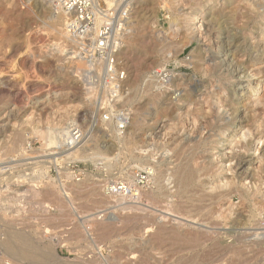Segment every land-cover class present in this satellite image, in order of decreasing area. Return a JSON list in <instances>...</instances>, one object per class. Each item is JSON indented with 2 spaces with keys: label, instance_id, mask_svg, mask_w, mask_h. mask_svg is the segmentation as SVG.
<instances>
[{
  "label": "rangeland",
  "instance_id": "374dc122",
  "mask_svg": "<svg viewBox=\"0 0 264 264\" xmlns=\"http://www.w3.org/2000/svg\"><path fill=\"white\" fill-rule=\"evenodd\" d=\"M207 2L129 0L108 72L70 56L64 15L45 0H0V85L26 93H0V163H24L0 169V183L38 191L27 190L31 216L18 230L32 247L53 246L69 264H105L99 252L106 264H264V107L245 110L241 82L250 70L264 81V0H214L194 31ZM163 69L177 73L171 82ZM73 128L71 143L61 131ZM242 129L243 148L224 144ZM256 137L257 150L243 144ZM115 183L126 202L108 198ZM101 220L108 236L95 250ZM28 254L18 264H38Z\"/></svg>",
  "mask_w": 264,
  "mask_h": 264
},
{
  "label": "built area",
  "instance_id": "2783aa9c",
  "mask_svg": "<svg viewBox=\"0 0 264 264\" xmlns=\"http://www.w3.org/2000/svg\"><path fill=\"white\" fill-rule=\"evenodd\" d=\"M52 8L59 10L65 18V32L67 50L74 59L87 62L91 67L103 65L108 72H111L118 51L128 33V10L129 0H45ZM165 83L171 82L170 77L177 73L162 70ZM161 75V71L156 72ZM69 141L77 138L78 130L71 129ZM29 168H35V163H27ZM24 163L17 162L0 163L1 172L23 171ZM17 169V170H15ZM18 178V177H17ZM17 178L4 180L0 183V233L13 230L23 231L24 221L31 213V199L26 194L28 189L19 185ZM110 191L116 194L122 191L123 187L116 183L111 186ZM8 216V217H6ZM18 216L16 223L11 217ZM11 218V219H9ZM1 256V247H0ZM104 263H107L109 254L99 256Z\"/></svg>",
  "mask_w": 264,
  "mask_h": 264
},
{
  "label": "bare ground",
  "instance_id": "6f19581e",
  "mask_svg": "<svg viewBox=\"0 0 264 264\" xmlns=\"http://www.w3.org/2000/svg\"><path fill=\"white\" fill-rule=\"evenodd\" d=\"M208 2H207V4H204L203 3V5H201V6H203L200 10H198L195 14H194V16H195V20H194V22L192 23L193 24V29H194V31H198L199 29H201L200 28V26H201V24H203V22H205L206 20H207V11L210 9L211 10V7H212V4L214 3V0H207ZM200 8V7H199ZM57 11H59V10H57ZM60 12V11H59ZM60 14V13H59ZM62 14V13H61ZM37 17V16H36ZM60 17V16H59ZM58 17V18H59ZM260 19V25H264V14L261 16V18H259ZM57 21H59V20H57ZM170 22H171V20H169ZM169 21H168V23H169ZM60 22V21H59ZM156 22V21H155ZM170 24V23H169ZM56 24H54V26H55ZM58 25H59V23H58ZM56 27H57V25H56ZM202 27V26H201ZM52 28V27H51ZM260 28V27H259ZM53 29V28H52ZM55 30H57L56 28L54 29V31ZM53 31V32H54ZM59 33H61L62 31H61V28L59 29ZM64 32V31H63ZM56 35H57V33H56ZM64 35V36H63ZM57 36H59V35H57ZM61 36H63V38L62 39H66V33L64 32V34H62ZM60 37V36H59ZM61 38V37H60ZM261 40H263L264 41V37H263V39H261ZM264 44V43H263ZM264 52V51H263ZM262 58V57H261ZM263 59H261V61H262ZM261 66V65H260ZM253 69V68H252ZM256 69H257V67H256ZM114 70V69H113ZM258 70V69H257ZM256 71V70H255ZM260 72V71H259ZM114 74H115V72H113ZM112 73V74H113ZM258 72H256V73H253L251 70H250V73H248V74H246V75H244V76H242V80H241V82H243L244 83V85H243V88H244V90L246 91V99L248 100L247 101V103L244 105L245 106V110H248L247 108H250V107H252V108H254L253 107V105H255L256 106V108H259V107H264V81L259 77V75L258 74H260V73H258ZM261 76V75H260ZM244 77H247V78H244ZM0 79H2V78H0ZM7 79V78H6ZM3 80V79H2ZM28 80V79H27ZM33 80V79H32ZM214 80V79H213ZM254 80H257V82L255 81L254 82ZM7 81H9V80H7ZM11 81V80H10ZM23 81H25V80H23ZM30 81V80H29ZM36 81V80H35ZM12 82H14V81H12ZM16 82H19V81H16ZM37 82V81H36ZM254 82V83H253ZM10 83V82H9ZM15 83V82H14ZM33 83H34V81H33ZM32 83V84H33ZM45 83V82H44ZM4 84H6V83H4ZM12 84V83H11ZM10 84V85H11ZM51 84V83H50ZM9 85V84H8ZM28 85V84H27ZM12 86H16V85H12ZM48 86V85H47ZM10 87V86H9ZM47 88H49V87H47ZM25 89V88H24ZM24 89H22V90H24ZM15 90V92H13ZM21 90V87H16V88H13V90L12 89H9L8 87H7V85H0V93H5V95H6V93H8L7 95L9 96V94L11 93V92H13V94H11V97H13V98H16V97H21V94H22V92H24L25 93V91H22ZM36 90H39V88H37ZM43 90V89H42ZM31 92V91H30ZM36 92V91H35ZM34 92V93H35ZM61 92L62 91H59V94H61ZM26 94V93H25ZM45 94H46V92H45ZM62 94H64V93H62ZM2 95H4V94H2ZM213 95V94H212ZM49 96V95H48ZM176 96V95H175ZM5 97V96H4ZM10 97V96H9ZM54 97V96H53ZM208 98V97H207ZM44 99V98H43ZM36 100V99H35ZM45 100V99H44ZM60 100V99H59ZM209 100V99H208ZM37 101V100H36ZM42 101V100H41ZM50 102V101H49ZM259 105V106H258ZM208 106V105H207ZM243 106V107H244ZM210 107V106H209ZM169 108V107H168ZM244 109V108H243ZM264 109V108H263ZM209 110V109H208ZM218 110H220V109H218ZM256 110V109H255ZM211 111V110H210ZM222 111V110H221ZM244 111V110H243ZM250 111H252V110H250ZM1 112V111H0ZM249 112V111H248ZM260 112V111H259ZM259 112H257V113H259ZM244 113V112H243ZM254 113H256V112H254ZM256 113V114H257ZM1 114V113H0ZM246 114V113H245ZM262 114V113H261ZM180 116V115H179ZM226 116V115H225ZM169 117V116H168ZM1 119H2V117H1ZM137 123V122H136ZM223 123V122H222ZM222 123H220V124H222ZM171 124V123H170ZM2 126V125H1ZM7 126V125H6ZM172 127H173V125H172ZM241 127V126H240ZM14 128L15 127H13V131H14ZM12 129V128H11ZM163 129V128H162ZM172 129H174V128H172ZM194 129V128H193ZM240 130V129H239ZM238 130V131H239ZM243 130V129H242ZM3 131V130H2ZM66 131H69V130H65V129H63L61 132L62 133H65L67 136L66 137H69L68 135V132H66ZM257 131V130H256ZM193 132V131H192ZM220 132V131H219ZM247 132H248V129L245 131V129L243 130V131H241V132H235V134H234V137L232 138V139H229V134L227 135V137L225 138V141H228V143H224L223 141H224V136H223V133L221 132L220 133V140H219V142H221L222 144L224 143L226 146H234L235 145V147L236 146H241V143L243 142V139L246 137V135L248 136V135H250V134H247ZM231 133V132H230ZM249 133H251V132H249ZM256 133V132H255ZM254 133V134H255ZM65 134H63V135H60V136H64ZM71 134V133H70ZM180 134V133H179ZM189 134V133H188ZM208 134V133H207ZM217 134V133H216ZM233 134V133H232ZM263 134V133H262ZM210 135V134H209ZM208 135V136H209ZM262 136V135H261ZM260 136V137H261ZM16 137H18V136H16ZM16 137H14V138H16ZM210 137V136H209ZM209 137H207V138H209ZM254 137V136H253ZM260 137H256V138H258L257 139V141H253V139L250 141V140H248V143H245L246 141V139L244 140L245 142L243 143V144H248L247 146H250V147H253V149L254 150H257V145L259 144V143H261L262 142V140H261V138ZM264 137V136H263ZM13 138V139H14ZM53 138V139H52ZM56 138H58V137H51V142H52V140H56ZM64 138V137H63ZM184 138V137H183ZM182 138V139H183ZM249 138V137H248ZM251 138V137H250ZM64 139H66V138H64ZM68 139V138H67ZM181 139V140H182ZM206 139V138H205ZM215 139V138H214ZM217 139H219V138H217ZM16 140H18V142H19V138L18 139H15V140H13V142L14 141H16ZM70 140V139H69ZM212 140V139H211ZM73 140H71V143H73L72 142ZM74 141H75V139H74ZM12 142V141H11ZM13 142H12V144H13ZM211 142V141H210ZM263 142H264V140H263ZM58 143H59V141H58ZM218 143V142H217ZM221 143H219V146L221 145ZM11 144V145H12ZM17 144V143H16ZM20 144V143H19ZM18 144V145H19ZM191 144V143H190ZM216 145V144H215ZM260 145V144H259ZM261 145H263V144H261ZM219 146H217V148L219 147ZM225 146V147H226ZM246 146V147H247ZM264 146V145H263ZM13 147H16L15 145L14 146H12V148ZM213 147H216V146H213ZM234 147V148H235ZM242 147V146H241ZM249 147V148H250ZM16 148H18V147H16ZM233 148V147H232ZM243 148V147H242ZM230 149H231V147H230ZM229 149V150H230ZM202 150V149H201ZM234 150V149H233ZM236 150V149H235ZM258 150H260V149H258ZM74 152H77V151H74ZM74 152L72 151V152H68V153H66V157L67 156H70V157H72L71 155L72 154H74ZM141 152H143V151H141ZM140 152V153H141ZM146 152V151H145ZM226 152V151H225ZM231 152H233V151H231ZM231 152H230V154H231ZM235 152V151H234ZM253 152V151H252ZM256 152H258V151H256ZM261 152V151H260ZM139 153V154H140ZM202 153V152H201ZM211 153V152H210ZM76 154V153H75ZM203 154H204V152H203ZM233 154V153H232ZM231 154V155H232ZM251 154V153H250ZM235 155V154H234ZM249 155V154H248ZM258 155H259V153H252L251 154V159H253L254 157L256 158V157H258ZM199 156H201V155H199ZM229 157V156H228ZM227 157V158H228ZM202 159V158H201ZM229 159V158H228ZM245 159V158H244ZM260 161V160H259ZM240 162V161H239ZM262 162V161H261ZM260 162V163H261ZM186 163V162H185ZM228 163V162H227ZM249 163V162H248ZM182 164V163H181ZM242 164V163H241ZM247 164V163H246ZM240 165V164H239ZM179 166V165H178ZM183 167V166H182ZM185 167V166H184ZM192 167V166H191ZM190 168V167H189ZM223 168V167H222ZM181 170V172H182V168H180ZM185 171V170H184ZM187 171H189V170H187ZM221 171H223V172H225L224 170H221ZM244 171V170H243ZM247 171V170H246ZM255 171V170H254ZM253 171V172H254ZM175 172H179V170L178 171H175ZM192 173H193V171H191ZM190 172V174L189 175H191L192 173ZM185 174L187 173V172H184ZM182 174V173H181ZM179 175V174H178ZM177 175V177H179L180 178V176H178ZM188 174H186V176H187ZM251 175V174H250ZM192 176V175H191ZM191 176H189V177H187V179L188 178H192ZM230 176V175H229ZM183 178V177H182ZM176 179V178H175ZM178 179V178H177ZM186 179V178H185ZM189 180V182L191 181V179H188ZM188 180H186V181H188ZM226 180V179H225ZM181 181H182V179H181ZM180 181V182H181ZM194 181V180H193ZM225 182V181H224ZM227 182V181H226ZM229 182V181H228ZM247 183V182H246ZM77 184V183H76ZM179 184H181V183H179ZM186 184V183H185ZM188 184V183H187ZM249 184V183H248ZM74 186V185H73ZM182 186V185H181ZM186 186V185H185ZM188 186V185H187ZM76 187V186H75ZM245 187V186H244ZM28 190H30L29 188H27ZM125 189H126V187H125ZM128 189V188H127ZM110 190V189H109ZM55 191V190H54ZM53 191V192H54ZM107 192H106V194H108V198H115V199H113L114 200V202L117 204V203H119L118 201H122V200H124V197L122 196V195H116V194H112L111 193V191H110V193H109V191L108 190H106ZM124 191V190H123ZM126 191V190H125ZM30 192V195L31 196H33V195H37L36 193L38 192L37 190H33V188H32V190H30L29 191ZM263 192V191H262ZM104 194V193H103ZM142 194V193H141ZM118 196H120V198H121V196L123 197V199L122 200H118ZM126 196V195H125ZM143 196V195H142ZM147 196V195H146ZM150 196V195H149ZM257 196V195H256ZM259 196V195H258ZM131 197V196H130ZM139 197V196H138ZM108 198H107V200H108ZM128 198V197H127ZM126 199V198H125ZM118 200V201H117ZM111 201V200H110ZM129 201V200H128ZM138 201V200H137ZM113 202V201H112ZM123 202V201H122ZM122 202H121V205H123L122 204ZM124 202H126V201H124ZM123 202V203H124ZM128 203H130V202H128ZM114 204V203H113ZM120 204V203H119ZM119 204H118V206H119ZM125 205V204H124ZM124 205H123V207H124ZM131 205V204H130ZM135 206L134 207H136V205H137V203H135L134 204ZM62 206H64L63 204H60V206L59 207H61L62 208ZM127 206H129V205H127ZM127 206H125V207H127ZM138 206V205H137ZM124 207V208H125ZM131 207H133V206H131ZM122 208V207H121ZM137 208L138 207H136V210H137ZM135 209V208H134ZM138 210H139V208H138ZM139 211H142L141 209L139 210ZM135 212H137V211H135ZM8 217V216H7ZM114 217V216H113ZM12 218V217H11ZM11 218H9V219H11ZM139 218V217H138ZM13 219H15V217L13 218ZM102 219V218H101ZM103 220H105V219H103ZM103 220H101V222H99L98 223V228H97V231L94 233V234H92V236H93V238H90V244L92 245L91 247L92 248H94L95 250L97 249V244L99 243V240L101 239V241H102V239H104V241H105V238L108 236V233H106L105 231L106 230H104L105 229V227L107 226V222L106 221H103ZM108 220V219H107ZM158 220V219H157ZM15 221V220H14ZM11 222V221H10ZM110 222V221H109ZM177 222V221H176ZM181 222V221H180ZM180 225V224H179ZM178 225V226H179ZM83 227V226H82ZM85 227V226H84ZM104 230V231H103ZM16 230H11V231H9V233H7V232H5L4 234L2 233L1 235H0V247H1V256H0V263L1 264H5L7 261H9V260H11V263H13V264H18V263H20L21 262V260H20V256L22 255V256H26V254H28V253H31V255L33 254V255H35L36 257H33L34 259H33V263H38V264H69L70 263V261H68V260H63V259H60L59 257H58V255H57V253L55 252V248L53 247V246H47V245H45L44 247L42 246V247H40V248H35V247H32V245H31V241L28 239V237H27V235H24L23 233H21V232H18V231H16ZM81 231H83V230H81ZM85 231V230H84ZM176 233V232H175ZM81 234V235H80ZM80 234H78L77 236H76V239H80L81 238V236L82 237H84L82 234L83 233H80ZM68 235H70V234H68ZM79 235H80V238H79ZM178 235V234H177ZM68 237V236H67ZM191 237V236H190ZM84 239V238H83ZM66 241H67V239H66ZM69 241V240H68ZM75 241H77V240H75ZM75 243H77V242H75ZM89 244V245H90ZM77 246V245H76ZM90 247V246H89ZM97 254H98V252H97ZM29 255V254H28ZM95 255V254H94ZM99 255V254H98ZM21 256V257H22ZM97 256V255H96ZM112 256V255H111ZM23 258V257H22ZM68 261V262H67ZM81 261H83V260H81ZM91 261H93V259L91 260ZM75 262V261H74ZM74 262H72L73 264H74ZM93 262H96V260L95 261H93ZM101 262H102V260H101ZM71 263V264H72ZM84 263H86V262H84ZM100 263V262H99ZM147 263V262H146ZM145 263V264H146ZM7 264V263H6ZM75 264H82L81 262H80V260H79V262L78 263H75ZM95 264V263H94ZM98 264V263H97ZM106 264V263H105ZM110 264H113V263H110Z\"/></svg>",
  "mask_w": 264,
  "mask_h": 264
}]
</instances>
